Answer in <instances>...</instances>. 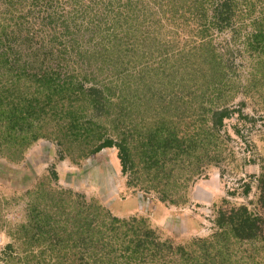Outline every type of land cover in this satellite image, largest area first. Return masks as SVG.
I'll use <instances>...</instances> for the list:
<instances>
[{
    "label": "rangeland",
    "instance_id": "rangeland-1",
    "mask_svg": "<svg viewBox=\"0 0 264 264\" xmlns=\"http://www.w3.org/2000/svg\"><path fill=\"white\" fill-rule=\"evenodd\" d=\"M263 201L264 0H0V264H264Z\"/></svg>",
    "mask_w": 264,
    "mask_h": 264
},
{
    "label": "trees",
    "instance_id": "trees-1",
    "mask_svg": "<svg viewBox=\"0 0 264 264\" xmlns=\"http://www.w3.org/2000/svg\"><path fill=\"white\" fill-rule=\"evenodd\" d=\"M223 12L224 11H219V14H221V16H222ZM221 19L223 20L222 17H221ZM255 38H256L257 44H260L262 42L261 40H262L263 37H260V36L256 35ZM76 82H78V81H75V84H76ZM81 88L82 87H80L79 89H81ZM60 92H61V94L64 92L63 87H61V89L59 90V93ZM92 93H96L98 95H101L102 91L98 87H96L95 85H92L88 89V91L81 92L74 99L78 103L77 107H79V108H76V110H81V111L85 110L87 99H88V97L90 95H92ZM93 95H95V94H93ZM51 100H52V98L47 95V99L45 100L46 101L45 105L49 106V102H51ZM71 101H73V99H71ZM45 107L46 106H42L41 107V111L42 112H44ZM81 116H82V114L80 113V111H72L71 114H70V117H69L70 118L69 121L77 123L79 121L78 119H80ZM28 118H30V119H28ZM27 119H28V121H27L28 126H33L35 123L39 124L40 122H42L43 117H42V114H39L35 118H31L30 116H26L25 120H27ZM93 125L94 124L91 122V119L89 121H87L86 123H83V124L78 123V127H79V129H82V132H79L77 134H70V137H71V138H69V141L71 142L70 144L74 143V145L76 144V145H78V147H80L82 144H84V146L86 148L83 149L82 151L86 152V151L91 150V153H97L98 151H100L104 147L116 146V145H114L112 140L107 139L100 146H98V147L93 149V146H95V144L94 145L92 144V140H90V137H89L90 128L92 129ZM28 137H29V139L27 140V142L24 145H22L23 147H22V149L19 152H21L24 148L28 147L31 144V142L37 140L39 138V135L36 134V133H31L30 135H28ZM57 144L59 145V139H58ZM76 145H75V147H76ZM68 150L70 151V147H68ZM119 150H120V152H122V154L125 153V148L120 146V145H119ZM78 152L82 153L80 150ZM17 153L18 152L16 151V154ZM19 157H20V155L17 154V156H13L12 159L13 160H18ZM83 157H84V155H83ZM114 221H117V220L115 219ZM249 221H250V217L249 216H242L240 218V220L237 221V222H234L232 217H231L230 221L226 222V223H227L228 226H230V230L233 231V236L235 238H237V240L242 241L243 239H248L249 240V239H251V237L253 238V236H254V234L250 233ZM221 226H224V224H222ZM216 238L219 239V235H216ZM219 241H222L221 240V236H220ZM211 261L214 262L213 259H211Z\"/></svg>",
    "mask_w": 264,
    "mask_h": 264
}]
</instances>
